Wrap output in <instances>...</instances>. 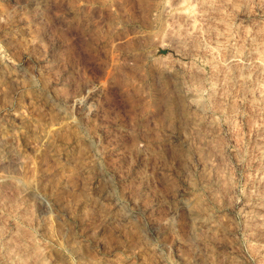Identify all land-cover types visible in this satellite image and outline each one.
Segmentation results:
<instances>
[{"label":"rangeland","instance_id":"obj_1","mask_svg":"<svg viewBox=\"0 0 264 264\" xmlns=\"http://www.w3.org/2000/svg\"><path fill=\"white\" fill-rule=\"evenodd\" d=\"M0 264H264V0H0Z\"/></svg>","mask_w":264,"mask_h":264}]
</instances>
